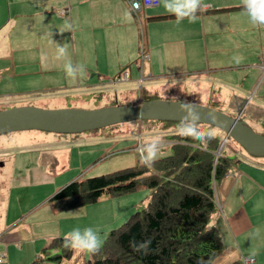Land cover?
<instances>
[{
	"label": "crops",
	"instance_id": "0c3cea01",
	"mask_svg": "<svg viewBox=\"0 0 264 264\" xmlns=\"http://www.w3.org/2000/svg\"><path fill=\"white\" fill-rule=\"evenodd\" d=\"M203 5L195 22L185 19L178 24L175 17H160L171 14L158 3L134 14L124 0H0V100L46 94L80 83L88 86L92 74L102 79L126 68L130 75L138 65L139 82L145 77L150 82L187 77L184 81L193 89H184L189 95L185 101L191 102L200 93L195 86L212 82L222 94L232 87L229 96L238 107L246 93L259 85L257 98L248 103V119L264 121V75L259 68L264 62V26L253 25L243 8H232L243 5L242 0H203ZM61 45L67 48V56L58 59ZM141 51L147 57L139 59ZM236 55L243 57L239 63L233 60ZM67 60L82 65L84 72L68 77ZM149 85L146 92L140 88L142 97L156 95L151 93L156 85ZM212 97L211 103L218 102V97ZM240 111L232 115L240 116ZM234 152L235 147L226 153L232 159L230 169L214 185L220 210L211 223L218 229L222 249L213 264H229L241 257L264 264V157L240 160ZM57 163L51 160L47 168L28 170L30 183H45V174L57 173ZM116 197H101L61 211L53 210L45 198L10 222L1 220L0 264H28L52 238H66L76 227L93 228L91 223L98 221L101 226L94 229L106 232L111 223L103 220L114 214L121 218L126 211L124 205L115 203ZM9 210L6 206L5 211ZM71 249L70 258L84 262V254Z\"/></svg>",
	"mask_w": 264,
	"mask_h": 264
},
{
	"label": "rangeland",
	"instance_id": "374dc122",
	"mask_svg": "<svg viewBox=\"0 0 264 264\" xmlns=\"http://www.w3.org/2000/svg\"><path fill=\"white\" fill-rule=\"evenodd\" d=\"M138 58L143 59L140 53ZM137 66L134 65L130 75L126 68L106 75L102 79L97 78L96 74H92L88 79V86L80 83L79 86L59 89L46 94L32 93L23 97L1 98L0 110L22 105L45 109H96L110 105H129L144 100L140 88H144L143 90L146 92L145 89L149 90L150 83L156 85L155 90L151 93H156L158 98H173L170 100H177L178 98L179 101H185L189 95H185L184 89H187V92L193 89L184 81L188 79L187 77H184V80L165 79L152 82L145 77L139 82ZM232 74L234 75V73ZM117 76L121 78L120 81H117ZM73 83L67 85L70 86ZM162 85L172 90L162 88ZM258 87L259 85L254 87L250 93H246L244 101L241 100L238 107H236L233 96H229L232 92H229L228 89L233 91L232 87H227L222 94L217 88H214L212 82L195 86L200 93L194 98L197 100L196 103L199 102L198 104L215 108L229 116H233L232 114L241 110L240 120L253 131L261 133L264 131V121L252 122L248 119L250 111L248 103L252 98H257ZM219 93L222 96H218ZM212 94L218 97V102H210L213 100ZM224 99H228V101H224ZM245 101L246 103H244ZM231 107L234 108V113L230 111ZM178 125L174 122L148 125L143 121H129L75 134H56L38 130H21L0 134V222L1 220L10 222L12 218L20 215L27 207L40 200H45V198L48 199L55 192L53 190L56 186L59 188L72 180L69 178L79 176L78 178L83 179L134 165L137 160H140V145L153 136L159 135L163 138V147L158 157L168 155L171 152L170 136L178 128ZM214 130L220 136L219 141H221L224 134L220 130ZM231 145L234 144L227 140L221 146L222 151L230 154L231 149L233 150ZM235 150L237 152H234L233 156L235 155V158L240 160L242 158H260L250 156L242 148ZM56 159L58 160L55 165L56 174H53V171L50 174H45L47 179L45 183H30L32 177L28 170L47 168V163ZM40 173L43 174V172ZM66 179L68 180L64 182ZM148 193V189L141 187L118 195L114 201L118 205H124L126 211L124 210L121 218L120 215L115 214L112 217L105 216L107 219L103 221L108 224L111 223V225L107 227L106 232L100 233L101 239H104L108 230L118 227L133 212L143 208L144 198ZM106 198L111 197L107 196ZM6 206L10 208L7 212L5 211ZM100 217L95 218L100 219ZM91 225L93 228L101 226L98 221L91 223ZM83 254L84 259H87L89 254ZM213 263H215L214 260L209 264ZM43 264L50 263L44 262ZM61 264H84V262L69 258L62 259Z\"/></svg>",
	"mask_w": 264,
	"mask_h": 264
},
{
	"label": "trees",
	"instance_id": "16d2710c",
	"mask_svg": "<svg viewBox=\"0 0 264 264\" xmlns=\"http://www.w3.org/2000/svg\"><path fill=\"white\" fill-rule=\"evenodd\" d=\"M232 8H243V5ZM143 97V101L158 98L146 93ZM143 122L161 125L171 121ZM201 126L216 129L207 124ZM170 138L171 152L158 157L151 168L137 160L132 166L72 179L50 195L51 208L61 211L141 187L149 190L144 207L133 212L118 227L108 230L100 250L89 254L84 264H209L219 254L222 249L220 234L211 223L220 210L214 185L228 173L232 159L222 148L216 153L220 144L216 132L206 149L198 141L181 137L177 130ZM229 140L235 149L241 148ZM130 241L151 243L146 251H134ZM71 253L64 237H54L28 264H61ZM229 264H242L241 258Z\"/></svg>",
	"mask_w": 264,
	"mask_h": 264
},
{
	"label": "water",
	"instance_id": "95a60500",
	"mask_svg": "<svg viewBox=\"0 0 264 264\" xmlns=\"http://www.w3.org/2000/svg\"><path fill=\"white\" fill-rule=\"evenodd\" d=\"M193 103L202 112V124L220 130L224 134L223 138L228 137L233 140L250 156L264 157V134L257 133L246 126L239 119V114L229 116L215 108ZM182 116L178 100L160 98L96 109H45L22 105L0 110V134L21 130L75 134L129 121L180 122ZM221 146L222 140L216 153Z\"/></svg>",
	"mask_w": 264,
	"mask_h": 264
},
{
	"label": "clouds",
	"instance_id": "9594fccd",
	"mask_svg": "<svg viewBox=\"0 0 264 264\" xmlns=\"http://www.w3.org/2000/svg\"><path fill=\"white\" fill-rule=\"evenodd\" d=\"M157 3L162 4L165 11L173 15L178 24L185 19L189 22H195L198 11L202 7H206L203 5V0H157ZM242 4L250 22L253 25L264 26V0H242ZM127 16L128 14L126 13V18ZM66 28L71 30L72 25L67 24ZM57 53L58 59L65 58L67 56V48L61 45L58 47ZM242 59L243 57L239 55L233 57L236 63H239ZM64 71L68 77L76 78L78 74L84 72V67L67 60L64 64ZM178 103L179 109L183 113L177 129L178 134L181 137L200 142L201 146L206 149L208 141L215 137V130L213 128L205 129L201 126L203 121L202 112L193 102H180L178 100ZM162 147L163 138L159 135L153 136L142 143L139 148L141 164L151 168L160 155ZM150 243V241H130V247L134 251H146ZM65 244L79 252L94 254L102 247L103 240L99 231L92 227L83 229L76 227L67 233Z\"/></svg>",
	"mask_w": 264,
	"mask_h": 264
},
{
	"label": "built area",
	"instance_id": "2783aa9c",
	"mask_svg": "<svg viewBox=\"0 0 264 264\" xmlns=\"http://www.w3.org/2000/svg\"><path fill=\"white\" fill-rule=\"evenodd\" d=\"M124 2L128 5L129 9L135 14L141 7H152L157 5V0H124ZM63 12V11H62ZM140 55L145 58L147 55L140 52ZM259 68L261 70L262 75H264V62L259 64ZM121 79L120 77L117 79ZM228 140V137L222 138V144ZM2 253H0V262L2 258ZM242 264H252V257H241Z\"/></svg>",
	"mask_w": 264,
	"mask_h": 264
}]
</instances>
